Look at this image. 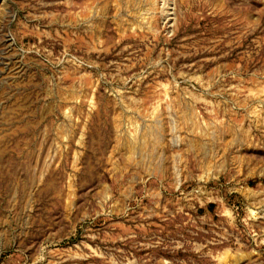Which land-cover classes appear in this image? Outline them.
I'll return each mask as SVG.
<instances>
[{"label":"rangeland","instance_id":"rangeland-1","mask_svg":"<svg viewBox=\"0 0 264 264\" xmlns=\"http://www.w3.org/2000/svg\"><path fill=\"white\" fill-rule=\"evenodd\" d=\"M261 90L264 0H0V264H264Z\"/></svg>","mask_w":264,"mask_h":264},{"label":"bare ground","instance_id":"bare-ground-1","mask_svg":"<svg viewBox=\"0 0 264 264\" xmlns=\"http://www.w3.org/2000/svg\"><path fill=\"white\" fill-rule=\"evenodd\" d=\"M253 92H254V97H255L256 95L259 96V94H255L256 91H253ZM257 92H258V91H257ZM263 92H264V91L261 90V94H262ZM259 93H260V92H259ZM263 95H264V94H263ZM166 97H167V96H166ZM168 97H169V96H168ZM254 97H253V98H254ZM259 97H261V96H259ZM261 98H262V97H261ZM263 98H264V96H263ZM164 101H165V100H164ZM174 101H175V100H174ZM263 101H264V100H263ZM255 110H256V107H255ZM255 110H254V109L252 110V111H254V114H258V113H255V112H257V110H256V111H255ZM178 112L180 113L181 111L177 109V113H178ZM252 113H253V112H252ZM179 115H181V114H179ZM179 115H178V117H179Z\"/></svg>","mask_w":264,"mask_h":264}]
</instances>
